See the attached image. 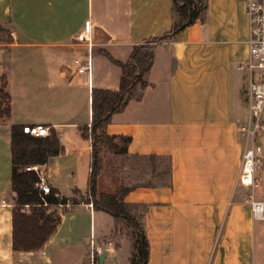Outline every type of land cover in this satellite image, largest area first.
<instances>
[{
  "label": "crops",
  "instance_id": "obj_1",
  "mask_svg": "<svg viewBox=\"0 0 264 264\" xmlns=\"http://www.w3.org/2000/svg\"><path fill=\"white\" fill-rule=\"evenodd\" d=\"M172 23V0H0V27L13 37L0 45L11 97L10 117H0V264H95L96 249L108 253L105 264H130L134 244L122 223L83 203L56 208L61 223L43 248L13 250L12 127L54 131L63 152L42 170L62 199L85 195L92 146L81 129L91 126L92 91H118L122 78L100 52L126 63ZM86 28L89 41L81 42ZM249 36L243 0H208L205 21L157 45L152 86L106 128L115 142L131 138L128 156L171 163L169 187L138 188L125 199L147 207L148 264H264V220L249 201L264 203V129L259 186L238 182L239 128L250 120L249 75L238 67L249 58ZM77 61H90V73L79 74ZM103 177L98 192L113 194L119 187L104 191Z\"/></svg>",
  "mask_w": 264,
  "mask_h": 264
},
{
  "label": "trees",
  "instance_id": "obj_2",
  "mask_svg": "<svg viewBox=\"0 0 264 264\" xmlns=\"http://www.w3.org/2000/svg\"><path fill=\"white\" fill-rule=\"evenodd\" d=\"M208 0H172L173 23L171 30L162 37L152 38L133 48L126 63L116 61L111 55L100 52L112 64L122 70L120 89L107 91L94 89L92 91V122L90 127L82 128V136L91 142L92 155L88 188L82 195L83 204L93 206L95 210L112 216L117 223L126 224L134 244V252L130 264H148L150 244L147 238L144 218L146 206L131 205L125 202L126 197L138 188H160L170 186L171 163L158 157H131L127 155V146L131 138H119L123 143L120 153L137 161L147 163L148 180L128 185L122 182L113 194H100L98 181L104 171V160L101 156L102 146L114 147L117 138L106 134V128L114 115L125 110L131 101H140L145 91L151 87L147 77L155 61L157 45L192 27L206 18ZM0 85V117L8 119L11 114V97L7 91V83ZM23 128L12 127V189L16 194V204L13 212V250L15 252H34L43 248L57 231L61 217L57 208L66 204L68 199H57L51 195L42 196L35 189L38 180L35 172H27L29 166H43L50 159L63 152L57 134L53 131L49 137L34 138L23 133ZM163 161V164H162ZM141 162V163H142ZM139 166H143L139 165ZM146 172V173H145ZM75 194H78L76 191ZM74 206L79 205L72 199ZM47 203L48 206H44ZM30 208V213L26 208Z\"/></svg>",
  "mask_w": 264,
  "mask_h": 264
},
{
  "label": "built area",
  "instance_id": "obj_3",
  "mask_svg": "<svg viewBox=\"0 0 264 264\" xmlns=\"http://www.w3.org/2000/svg\"><path fill=\"white\" fill-rule=\"evenodd\" d=\"M245 9L250 22V36L248 40L249 58L238 67L240 71H246L249 75L248 88V107L250 120L239 128V133L244 144L241 169L238 182L244 187H258L259 180L255 177L256 172L261 165V159L258 155L260 147L257 143L258 132L264 129L262 120L264 112V0H243ZM88 28L78 37L81 42L89 41ZM79 74H89L91 70L90 61L86 63L76 62ZM23 133L34 138H46L51 135L50 129L42 125H33L23 127ZM27 172H35L38 180L35 183V189L42 196L51 195L54 192L53 184L49 177L43 172L41 166H29L25 169ZM54 196L62 200L58 192ZM251 202L254 217L258 220H264V203ZM72 200H67L66 204L58 207L67 210L74 207ZM44 206H48L47 203ZM92 206V205H91ZM30 213V208H26ZM102 254L101 249H96V256ZM93 256V263L97 257Z\"/></svg>",
  "mask_w": 264,
  "mask_h": 264
},
{
  "label": "rangeland",
  "instance_id": "obj_4",
  "mask_svg": "<svg viewBox=\"0 0 264 264\" xmlns=\"http://www.w3.org/2000/svg\"><path fill=\"white\" fill-rule=\"evenodd\" d=\"M12 40L13 37L11 29L9 27H0V45L3 42H11ZM3 83V81H0V85H2ZM245 99L246 101L248 99L247 93H245ZM122 146L123 143L119 141L115 142L114 147L109 145H104L101 147V156L104 160V177L101 187L104 191H111V187H119L120 183L122 182H126L128 183V185H132L136 182L141 181L140 178L148 180V172L145 170L147 167V163L142 161L141 163L140 161L131 159L121 154L120 149L122 148ZM259 153L260 152H258V154ZM142 164L143 166H139ZM143 170H145L147 173L145 172L146 174H143ZM73 198L76 199L79 203L84 202L82 196L79 194H75ZM120 228L121 235H127L128 237H131L130 231L127 228L126 224L122 223Z\"/></svg>",
  "mask_w": 264,
  "mask_h": 264
},
{
  "label": "water",
  "instance_id": "obj_5",
  "mask_svg": "<svg viewBox=\"0 0 264 264\" xmlns=\"http://www.w3.org/2000/svg\"><path fill=\"white\" fill-rule=\"evenodd\" d=\"M108 256L109 255L107 252L99 255L95 260V264H105V260L108 258Z\"/></svg>",
  "mask_w": 264,
  "mask_h": 264
}]
</instances>
